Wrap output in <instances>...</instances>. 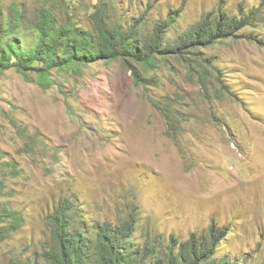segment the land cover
Segmentation results:
<instances>
[{
    "label": "rangeland",
    "instance_id": "374dc122",
    "mask_svg": "<svg viewBox=\"0 0 264 264\" xmlns=\"http://www.w3.org/2000/svg\"><path fill=\"white\" fill-rule=\"evenodd\" d=\"M2 1H18L28 15L45 2ZM62 1L84 18L98 0ZM112 1L128 23L144 17L151 30L145 4L158 0ZM260 2L160 0V12H181L167 36L175 42L219 9L238 16ZM241 34L197 50L191 63L168 55L145 73L151 84H137L121 60L53 69L45 84L35 71H0V211L23 217L0 242V264L42 263L48 217L66 199L78 203L87 222L124 220L134 208L137 235L150 229L165 243L213 224L227 227L218 257L261 264L264 24Z\"/></svg>",
    "mask_w": 264,
    "mask_h": 264
},
{
    "label": "trees",
    "instance_id": "16d2710c",
    "mask_svg": "<svg viewBox=\"0 0 264 264\" xmlns=\"http://www.w3.org/2000/svg\"><path fill=\"white\" fill-rule=\"evenodd\" d=\"M4 5L0 0V71H35L44 84L50 82L53 69L117 60L133 72L137 84H151L145 81V73L157 69L168 55L191 63L197 50L241 38L246 28L264 24L261 0L257 7L242 9L238 16L219 9L216 17L204 18L174 42L167 36L177 28L181 12L172 6L162 18L160 0L155 5L145 4V17L153 18L150 31L145 30L144 17L138 21L133 17L128 23L125 14L118 11L120 3L112 0H98L90 7L93 13L84 18L78 17V10L63 7L62 0H45L29 15L18 1ZM36 63L42 67H35ZM84 213L78 203L66 199L48 217L50 236L40 264H242L227 254L218 257L229 233L227 227L213 224L204 234H192L186 241L171 236L165 243L150 229L137 235L139 214L134 208L126 219L114 222H87ZM4 222L8 227H0V242L22 225V214L11 209L0 211V224Z\"/></svg>",
    "mask_w": 264,
    "mask_h": 264
}]
</instances>
